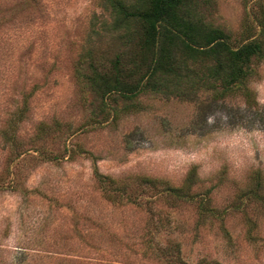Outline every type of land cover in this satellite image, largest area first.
<instances>
[{"label": "rangeland", "instance_id": "374dc122", "mask_svg": "<svg viewBox=\"0 0 264 264\" xmlns=\"http://www.w3.org/2000/svg\"><path fill=\"white\" fill-rule=\"evenodd\" d=\"M255 1L210 0L201 13L236 44ZM92 17L106 18L101 0H0V264H166L144 250L149 236L164 245L162 221L189 262L264 264V207L248 212V242L239 212L227 209L224 237L215 219L196 224L191 203L133 182L178 185L193 167L194 189L210 188L222 208L252 172L264 179V59L250 66L247 96H114L93 118L75 73ZM216 112L228 119L207 124ZM125 184L129 200L118 197Z\"/></svg>", "mask_w": 264, "mask_h": 264}, {"label": "trees", "instance_id": "16d2710c", "mask_svg": "<svg viewBox=\"0 0 264 264\" xmlns=\"http://www.w3.org/2000/svg\"><path fill=\"white\" fill-rule=\"evenodd\" d=\"M209 1L101 0L106 18L92 17L87 46L75 69L84 101L92 105L95 100L93 118L105 112V100L114 96L131 99L148 93L192 101L206 91L212 92L214 100L235 91L249 95L245 83L252 73L250 66L264 59L262 0L255 1L257 12L251 14L250 25L242 26L238 35L243 38L236 44L230 43L228 32L204 18L201 9ZM247 178L230 204L222 208L213 205L210 188L202 192L194 189L197 177L193 167L178 185L146 176L133 182L154 189L156 199L169 205L191 203L196 224L210 225L215 219L224 237L228 235L224 224L227 209L239 212L246 226L243 235L254 242L256 221L248 212L264 207V179L261 172H252ZM130 188L122 186L118 197L129 200ZM165 225L164 221L154 224L156 233L165 232L164 245H153L155 236H149L144 249L148 254L158 252L166 264H220L206 256L194 262L183 259L178 241L168 235Z\"/></svg>", "mask_w": 264, "mask_h": 264}, {"label": "clouds", "instance_id": "9594fccd", "mask_svg": "<svg viewBox=\"0 0 264 264\" xmlns=\"http://www.w3.org/2000/svg\"><path fill=\"white\" fill-rule=\"evenodd\" d=\"M220 118L221 120H227L228 117L224 113L216 112V113H211L206 117V123L209 125H212L216 122L217 118ZM261 147L264 148V144H261Z\"/></svg>", "mask_w": 264, "mask_h": 264}]
</instances>
